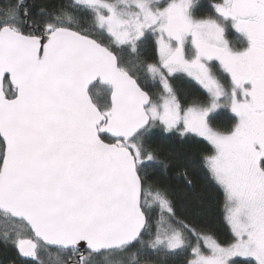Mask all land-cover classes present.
Masks as SVG:
<instances>
[{"label": "snow or ice", "instance_id": "obj_1", "mask_svg": "<svg viewBox=\"0 0 264 264\" xmlns=\"http://www.w3.org/2000/svg\"><path fill=\"white\" fill-rule=\"evenodd\" d=\"M204 7L0 5V242L32 264H264V0ZM156 129L210 146L230 239L178 217Z\"/></svg>", "mask_w": 264, "mask_h": 264}, {"label": "trees", "instance_id": "obj_2", "mask_svg": "<svg viewBox=\"0 0 264 264\" xmlns=\"http://www.w3.org/2000/svg\"><path fill=\"white\" fill-rule=\"evenodd\" d=\"M5 2L6 0H0V5ZM29 2L55 6L67 3L68 0H29ZM211 2L212 0H201L205 5L203 12L210 11L207 5ZM152 47L151 43L147 45L142 54L153 55ZM175 84L182 94L199 91L195 82L186 77L175 81ZM215 123L218 127H229L233 123L231 114L225 111ZM152 144L158 149L160 159L167 167L158 166L151 169L150 174L173 194L178 217L198 227L206 226L222 240L230 239L231 233L223 217L222 190L210 180L202 162V156L209 151L210 146L192 135L181 137L176 133L165 134L162 129L154 131ZM187 180L191 181L190 185ZM0 264H32V262H22L9 244L0 242ZM173 264L177 262L173 261Z\"/></svg>", "mask_w": 264, "mask_h": 264}, {"label": "rangeland", "instance_id": "obj_3", "mask_svg": "<svg viewBox=\"0 0 264 264\" xmlns=\"http://www.w3.org/2000/svg\"><path fill=\"white\" fill-rule=\"evenodd\" d=\"M190 79V78H189ZM194 82V81H193ZM156 130H159V129H156ZM163 131V130H162ZM163 133H165V134H170V133H166V132H164L163 131ZM192 136H194V135H192ZM195 137V136H194ZM196 138H198V139H201L202 140V138H199V137H196ZM207 143V142H206ZM227 224V223H226ZM228 226V225H227ZM10 245V244H9ZM11 246V245H10ZM11 248L12 249H15V248H13L12 246H11ZM44 259H45V261H46V264H54V257H52V258H50L49 256H47V255H45L44 256Z\"/></svg>", "mask_w": 264, "mask_h": 264}, {"label": "flooded vegetation", "instance_id": "obj_4", "mask_svg": "<svg viewBox=\"0 0 264 264\" xmlns=\"http://www.w3.org/2000/svg\"><path fill=\"white\" fill-rule=\"evenodd\" d=\"M234 39V38H233ZM14 250V252H15V254H16V256L19 258V260H21L22 262H27V261H30V260H24L23 259V257L22 256H20L19 254H18V252L16 251V249H13Z\"/></svg>", "mask_w": 264, "mask_h": 264}, {"label": "water", "instance_id": "obj_5", "mask_svg": "<svg viewBox=\"0 0 264 264\" xmlns=\"http://www.w3.org/2000/svg\"><path fill=\"white\" fill-rule=\"evenodd\" d=\"M23 259H24V260H29V259H27V258H24V257H23Z\"/></svg>", "mask_w": 264, "mask_h": 264}]
</instances>
